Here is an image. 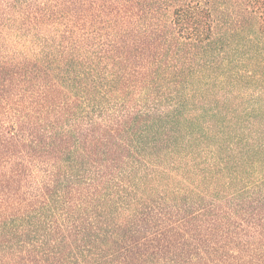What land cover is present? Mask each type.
Wrapping results in <instances>:
<instances>
[{
  "label": "trees",
  "instance_id": "obj_1",
  "mask_svg": "<svg viewBox=\"0 0 264 264\" xmlns=\"http://www.w3.org/2000/svg\"><path fill=\"white\" fill-rule=\"evenodd\" d=\"M124 1L43 36L24 10L0 22V264H264V0H229L255 20L229 55L213 6L174 7L159 37Z\"/></svg>",
  "mask_w": 264,
  "mask_h": 264
},
{
  "label": "rangeland",
  "instance_id": "obj_2",
  "mask_svg": "<svg viewBox=\"0 0 264 264\" xmlns=\"http://www.w3.org/2000/svg\"><path fill=\"white\" fill-rule=\"evenodd\" d=\"M6 1L9 4L5 3ZM91 1L92 0H0V22L3 21L5 18H9V17L14 18V16L17 15L19 10H24L25 15L28 16L30 20L29 23L34 22V24L32 25L33 29H31L32 31H35L37 34H41L42 36L47 33L54 34L57 31H53V30L49 31L48 29L51 23L54 22H56L57 25L61 22H67V21H71V22L83 21L89 23L93 19V10H94ZM190 1L200 2L202 5L205 4V5L213 6L216 11L217 9H219L218 12L214 11V13H217L216 14L217 43L215 44L217 50H219V46L221 45L222 42H226V41L219 42V37H222L230 41V45L226 46L228 51L227 55L232 53L233 46L241 50L248 49L242 46V44L236 45L237 44L236 42L239 39L242 40L245 36L247 35L249 36L250 34H253L255 32V20L252 17L244 15L240 18L241 20H239L238 23L232 22L231 21L232 2L229 0L228 2H226V0H126L124 1V6L129 11L136 9L137 14L134 15V18H137L139 16L138 17L139 22L156 24L157 27V29L155 30L156 36L161 37L165 34L166 31L165 26L172 17V11L174 7L180 4L188 3ZM99 2L102 8L105 9L111 8L110 0H99ZM147 8L157 9V12L151 13ZM36 15L44 16L41 17L42 19L40 18V20L43 21L42 25L40 24L42 22H39V20L35 19ZM242 41L246 43V41L244 40ZM252 45H254V49L252 50L261 51L264 54V39L262 38L261 34L259 35L257 34V40ZM215 53L218 55L219 51ZM6 64L9 66L11 63H6ZM215 65L219 66V56ZM263 67H264V61L261 62L260 59H254L251 61V64H249L250 70L256 69L259 72L262 69H264ZM53 113L54 111L53 112L42 111L41 115L46 116L47 121H49L50 123V121L55 120L54 119L55 115H53ZM76 117L77 115L72 121L74 125L73 126L71 125L67 130L68 137L70 138L69 144L70 147L72 146L70 150L72 151L71 154L72 158H74L79 152V150H76L74 144L75 137L78 134H80V132L83 134L88 133V127L87 125H85L86 123L81 124L79 122V119H76ZM53 130H55V128L49 129L48 132L50 131L52 132ZM34 153L38 156H41V162L55 161L56 163L63 165L66 162V160L69 159L67 153L58 154V155H44L43 153H36V152ZM15 180H17V186L22 187L20 191L21 196L31 197L34 198V200H36V197L31 196L32 188L36 187V182H37V179L33 175L30 176L27 175V173L23 174L22 172L20 176L15 178ZM40 186L42 189L41 193L46 195V192H49L50 189L47 190L48 188L46 186L43 187L42 185ZM70 192L71 195L72 194L75 195L73 189H71ZM64 193L65 192L61 191V194ZM7 195H9L8 197H14V195L8 193V191L6 192L0 190V197H7ZM14 209L15 208L8 209V211H12ZM258 242H259V234L256 233L254 236V245L258 246ZM125 264H142V263L137 261H131Z\"/></svg>",
  "mask_w": 264,
  "mask_h": 264
}]
</instances>
